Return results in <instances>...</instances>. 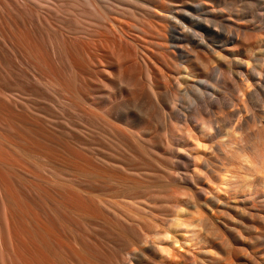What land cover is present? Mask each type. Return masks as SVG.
<instances>
[{"label":"bare ground","instance_id":"obj_1","mask_svg":"<svg viewBox=\"0 0 264 264\" xmlns=\"http://www.w3.org/2000/svg\"><path fill=\"white\" fill-rule=\"evenodd\" d=\"M140 6L163 38L159 56L170 64L197 67L195 79L187 84L190 102L211 118L198 121L189 111L175 110L172 83L178 80L167 76L159 83L151 56L139 51L137 67L119 64L115 70L120 75L114 74V81L129 76L134 87L101 90L109 105L102 113L91 108L90 98L88 107L80 108L88 120H80L79 133L95 131L102 139L99 154L92 143L79 141L94 154L82 157L80 168L90 178L120 186L126 183L123 179L142 178L149 202L128 195L130 183L120 189V196L158 221L159 229L144 228L105 200L90 206L67 199L66 207H80L95 219L102 218L100 206L107 210L105 223L124 238L112 242L109 264H217L222 255L233 259L237 249L246 252L244 258L227 264H264V0H143ZM118 31L125 40L127 33ZM69 55L68 67L76 69L77 61ZM226 71L232 73L225 75L230 90L222 97L220 82L227 81L218 75ZM73 95L85 97L80 87ZM128 141L137 152L129 154L131 159L118 153L128 150ZM112 167L120 172L113 174ZM17 214L14 209L5 216L12 250L0 232L2 257L9 255L13 264H64L50 247L52 231L44 216L31 210L20 240Z\"/></svg>","mask_w":264,"mask_h":264},{"label":"rangeland","instance_id":"obj_2","mask_svg":"<svg viewBox=\"0 0 264 264\" xmlns=\"http://www.w3.org/2000/svg\"><path fill=\"white\" fill-rule=\"evenodd\" d=\"M142 2L0 0V232L9 251L12 247L4 230L5 216L18 210L15 233L22 240L29 222L27 215L33 210L44 216L52 231L50 247L59 253L64 264H109L112 242L121 243L124 238L105 223L107 210L100 206L102 218L95 219L80 207H66L67 199L90 206L92 202L99 206V200H105L144 228L159 229L158 221L140 213L120 196V189L130 183L132 187L126 193L149 202L143 188L146 182L140 177H136V182L140 180L141 184L123 179L126 183L120 186L102 177H88L80 168L82 157L93 158L94 154L78 144L90 142L94 152L101 153L102 139L95 131L77 130L80 120H88L80 108H87L86 99L90 98L91 108L102 113L109 105L101 90L134 87L129 76H119L121 81H114L118 72L115 68L119 64L137 67L141 50L151 56L159 83L167 76L178 80L172 83L177 94L175 110L189 111L196 120L211 118V114L203 115L202 109H198L202 115L199 114L190 102L193 96L188 85L195 79L197 67L172 61L170 64L159 56L163 38L141 13ZM119 28L127 33L126 42L120 37ZM66 52L77 61L76 69L68 67ZM230 74L226 71L218 75V79L227 81L220 82L222 97L228 96L229 78L225 75ZM67 82H71L70 88ZM78 87L85 93L81 99L73 95ZM215 111L220 114L218 109ZM171 115L173 124L174 120L177 123V117ZM93 121L100 124L101 120ZM218 137L217 143L221 135ZM128 146V150L118 153L131 159L129 154L137 152L129 141ZM111 170L113 174L120 172L114 167ZM88 209L90 213L92 208ZM115 228L121 231L119 225ZM58 243L62 247L58 248ZM243 251L237 249L231 259L238 262L237 258L245 256ZM222 256L217 264L228 263L230 258ZM0 264L13 262L9 255L2 257L0 252Z\"/></svg>","mask_w":264,"mask_h":264}]
</instances>
